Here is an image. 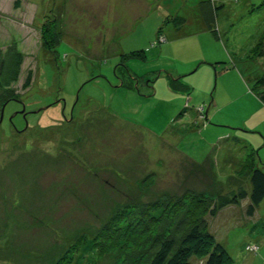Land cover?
Segmentation results:
<instances>
[{
  "label": "rangeland",
  "instance_id": "374dc122",
  "mask_svg": "<svg viewBox=\"0 0 264 264\" xmlns=\"http://www.w3.org/2000/svg\"><path fill=\"white\" fill-rule=\"evenodd\" d=\"M146 1L156 9L124 37L115 0H0V47L23 57L0 90V264H150L195 225L233 263L264 264V200L251 217L249 197L208 211L250 195L254 161L264 173V0ZM214 12L227 34L163 47ZM172 77L187 86L176 100Z\"/></svg>",
  "mask_w": 264,
  "mask_h": 264
},
{
  "label": "trees",
  "instance_id": "16d2710c",
  "mask_svg": "<svg viewBox=\"0 0 264 264\" xmlns=\"http://www.w3.org/2000/svg\"><path fill=\"white\" fill-rule=\"evenodd\" d=\"M17 4L18 3L15 2V5ZM212 17L213 24L209 25L211 28L214 27L215 21L214 15H212ZM44 22L47 24L49 21L47 22V20H44ZM50 24L51 25L47 24L48 29L46 27L47 31L43 39L44 42H46L45 47L52 50L58 44V36L56 34L53 37L55 23L53 24V22H50ZM199 27H201V24H199ZM213 30L211 32H214ZM48 37H51L53 41L49 42ZM164 38V41H167V36H164L162 40ZM22 65V54L14 44L7 46L5 49L0 47V90L10 91V89H12V86L19 80ZM30 78L29 76L24 88L29 86ZM255 97L264 107V77L257 82ZM2 99V96H0V101ZM254 162L249 168L251 170L250 183L252 187L250 195L243 189H240L236 192L234 191L226 195L217 196L215 201L209 204L210 209L208 211L210 217L215 216L218 211L224 208L238 206L241 201L248 197L249 204L245 212L248 217L254 215L255 209L264 200V173L254 166ZM195 257H200L203 260V264H235L226 250L215 240L213 235L207 231L206 227L203 228V225L190 227L180 237L175 235L171 238H165L164 241L161 242L159 250L152 258L150 264H192L191 259Z\"/></svg>",
  "mask_w": 264,
  "mask_h": 264
},
{
  "label": "crops",
  "instance_id": "0c3cea01",
  "mask_svg": "<svg viewBox=\"0 0 264 264\" xmlns=\"http://www.w3.org/2000/svg\"><path fill=\"white\" fill-rule=\"evenodd\" d=\"M79 1H81V0H78V2ZM115 1H116L117 5L115 8H113L114 11L110 17V20L112 23V32L114 33V31H116L114 34L119 33V36L124 35V37L128 36L132 30L134 31L139 23H143L144 19L149 14L154 12L153 10H154L155 5H156V4L154 6L147 5V3L151 2V1H146V0H115ZM98 2L101 3V1H98ZM148 9H149V11H148ZM107 10H109V9L106 6V10L104 9L103 14ZM217 14L218 13H213V14H210L209 16L200 15L199 16L200 19L198 21L195 20L196 25L201 24V27L198 28L199 31H197L196 33L193 30L188 31V29H187V24H189V23L192 24V22L183 21L182 23L175 25L172 33L167 34V41H166L165 45H163V47L169 46L170 43H172L171 45H173L176 41H182L185 39H189V40L194 42L196 37L199 36L200 34L209 35L208 41L214 42L215 37L218 38L219 35H224V33L227 34L228 33L227 30H228L229 25L230 24H231L230 26L233 25V22L231 23V21L228 22L229 24L226 22L220 23ZM212 15H214V17H215L213 28L209 27V25L213 24ZM130 26H131V30L129 29ZM123 28L126 29L125 34L122 32ZM212 30L214 32H211ZM115 38L117 39L116 41H118V42L120 41V39H122L121 37L119 39L117 37H114V39ZM231 67L232 66H226V67L224 66L223 69L229 70ZM174 79H177V80L174 81ZM180 80H181V77L180 78L178 77V78H173L172 80H170L168 82V93H171L170 94L171 95L170 100H176L177 97L174 95L178 94L177 90L181 89V91H184L186 89L187 86H184L180 82ZM235 82H237V81H235ZM216 96H217V94L214 97V101H216V102H214V101L213 102L216 106H218V101H217Z\"/></svg>",
  "mask_w": 264,
  "mask_h": 264
},
{
  "label": "water",
  "instance_id": "95a60500",
  "mask_svg": "<svg viewBox=\"0 0 264 264\" xmlns=\"http://www.w3.org/2000/svg\"><path fill=\"white\" fill-rule=\"evenodd\" d=\"M2 117H3V110L1 111L0 122L2 121Z\"/></svg>",
  "mask_w": 264,
  "mask_h": 264
}]
</instances>
